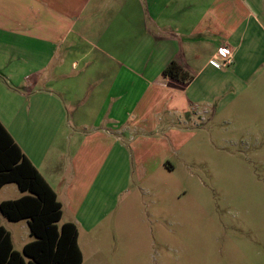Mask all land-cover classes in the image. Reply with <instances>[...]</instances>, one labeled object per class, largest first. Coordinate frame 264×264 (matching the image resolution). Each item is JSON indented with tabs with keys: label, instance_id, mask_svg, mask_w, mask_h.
I'll use <instances>...</instances> for the list:
<instances>
[{
	"label": "rangeland",
	"instance_id": "rangeland-1",
	"mask_svg": "<svg viewBox=\"0 0 264 264\" xmlns=\"http://www.w3.org/2000/svg\"><path fill=\"white\" fill-rule=\"evenodd\" d=\"M16 2L0 0V25L13 28L0 29V121L35 164L43 148L72 150H50L45 161L47 167H72L75 183L82 179V264H264V70H245L249 75L241 81L238 71L232 74L231 66L211 59L217 50L209 47L185 69L190 82L131 90L122 108L124 120L129 117L120 130L114 126L107 134L90 123H64L54 144L55 123L35 122L32 96L19 95L18 88L27 85L22 76L33 67L19 56L22 41L9 35H17L18 20L35 11L27 13ZM25 50L36 55L33 48ZM255 59L252 53L250 63ZM65 137L73 143L63 145ZM39 166L46 178L57 173ZM19 194L8 184L0 202ZM59 196L60 225L73 210L63 189ZM0 222L14 250L21 252L32 240L26 221L9 222L0 214Z\"/></svg>",
	"mask_w": 264,
	"mask_h": 264
},
{
	"label": "crops",
	"instance_id": "crops-1",
	"mask_svg": "<svg viewBox=\"0 0 264 264\" xmlns=\"http://www.w3.org/2000/svg\"><path fill=\"white\" fill-rule=\"evenodd\" d=\"M14 1L5 0L3 5H14L11 3ZM257 2L261 5H254V0H17L19 9L23 7L27 13L35 11L32 16L18 20L17 35H9L22 41L19 56L22 53L27 59L24 64L30 63L33 67L22 76L21 81L27 85L18 88L19 95L32 96L31 114L35 122L55 123L56 132H50L54 144L64 123L67 127L90 123L91 128L102 129L107 134L116 126L118 131L121 122L129 117L125 115L124 120L122 108L127 104L125 100L130 99L125 96H130L131 90L162 89L169 85L171 80L163 78L162 71L170 62L176 61L190 71L192 63L209 47L218 51V39L224 38L222 45L231 50V61L225 66H231L232 74L238 71L241 81L247 79L250 68L264 70V0ZM3 23L10 25L13 21L3 20ZM0 29L13 30L1 25ZM27 47L33 48L36 55L27 53ZM217 51L211 59L217 58ZM252 53L256 59L250 63ZM4 57L7 56L2 54ZM229 71L230 68L225 75ZM175 84L172 81L171 85ZM102 122L105 125L99 127ZM6 130L55 192L62 206V218L64 207L59 189H63L73 216L60 225L75 224L79 241L78 218L83 217L81 201L84 199L80 197L82 179L75 183L74 173L70 172L72 167L61 168L59 162L47 167L51 148L41 149L42 153L37 148L41 154L39 165L46 173L58 175L57 179L56 174L46 178L41 166L34 163ZM72 143L65 137L62 144ZM82 148L79 146L75 152ZM51 151L61 155L73 153L61 146L52 147ZM64 173L66 180L62 177ZM21 196L20 192L16 199Z\"/></svg>",
	"mask_w": 264,
	"mask_h": 264
},
{
	"label": "trees",
	"instance_id": "trees-1",
	"mask_svg": "<svg viewBox=\"0 0 264 264\" xmlns=\"http://www.w3.org/2000/svg\"><path fill=\"white\" fill-rule=\"evenodd\" d=\"M162 77L181 84L193 79L176 61ZM7 184H15L23 196L2 201L0 214L9 222L26 221L32 240L18 252L0 224V264H82L76 225H59L62 206L55 192L0 122V190Z\"/></svg>",
	"mask_w": 264,
	"mask_h": 264
},
{
	"label": "built area",
	"instance_id": "built-area-1",
	"mask_svg": "<svg viewBox=\"0 0 264 264\" xmlns=\"http://www.w3.org/2000/svg\"><path fill=\"white\" fill-rule=\"evenodd\" d=\"M216 56L217 58H214V60L219 59L223 65H226L231 61V50L226 45H223L218 49Z\"/></svg>",
	"mask_w": 264,
	"mask_h": 264
}]
</instances>
